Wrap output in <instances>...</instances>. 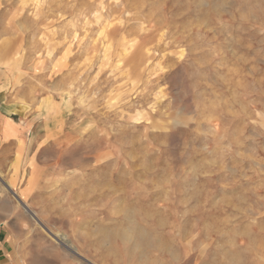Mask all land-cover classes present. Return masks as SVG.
I'll return each instance as SVG.
<instances>
[{
  "label": "rangeland",
  "instance_id": "obj_1",
  "mask_svg": "<svg viewBox=\"0 0 264 264\" xmlns=\"http://www.w3.org/2000/svg\"><path fill=\"white\" fill-rule=\"evenodd\" d=\"M0 89L3 264H264V0H0Z\"/></svg>",
  "mask_w": 264,
  "mask_h": 264
},
{
  "label": "crops",
  "instance_id": "obj_2",
  "mask_svg": "<svg viewBox=\"0 0 264 264\" xmlns=\"http://www.w3.org/2000/svg\"><path fill=\"white\" fill-rule=\"evenodd\" d=\"M15 108H17V106H15L14 101L9 100L8 97H6L5 100L2 98V89H0V115L3 117L10 118L8 116L9 114L18 113ZM8 109H11V110L8 111ZM11 119H13V118H11ZM3 133H4V125L0 124V137L1 138L3 137ZM1 211H2V209L0 208V264H3V261L6 259V256L9 253V251H8L9 246L8 245L11 242V238H9L8 236L5 238V236H6L5 235V228H4V226H2V213H1Z\"/></svg>",
  "mask_w": 264,
  "mask_h": 264
},
{
  "label": "bare ground",
  "instance_id": "obj_3",
  "mask_svg": "<svg viewBox=\"0 0 264 264\" xmlns=\"http://www.w3.org/2000/svg\"><path fill=\"white\" fill-rule=\"evenodd\" d=\"M50 100V99H49ZM25 127V126H24ZM22 124L17 123L16 121H14L11 118H7L6 122L4 124V129H5V135H9V134H16L18 135L19 131L21 130V128H24ZM144 232L141 236H145V231H141ZM140 233V232H139ZM111 235H114L113 233L108 234L107 237H111ZM125 235H127L129 238L134 237L135 233L132 230H129L125 233ZM113 237V236H112ZM113 239V238H111ZM141 239V240H143ZM111 241V240H110Z\"/></svg>",
  "mask_w": 264,
  "mask_h": 264
}]
</instances>
